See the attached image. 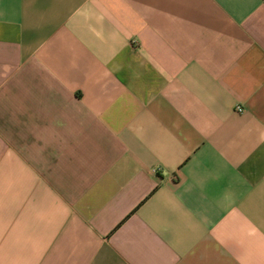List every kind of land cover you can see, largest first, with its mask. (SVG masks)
Here are the masks:
<instances>
[{
	"label": "crops",
	"instance_id": "crops-1",
	"mask_svg": "<svg viewBox=\"0 0 264 264\" xmlns=\"http://www.w3.org/2000/svg\"><path fill=\"white\" fill-rule=\"evenodd\" d=\"M0 264H264V0H0Z\"/></svg>",
	"mask_w": 264,
	"mask_h": 264
},
{
	"label": "built area",
	"instance_id": "built-area-1",
	"mask_svg": "<svg viewBox=\"0 0 264 264\" xmlns=\"http://www.w3.org/2000/svg\"><path fill=\"white\" fill-rule=\"evenodd\" d=\"M238 111H242L241 108H238Z\"/></svg>",
	"mask_w": 264,
	"mask_h": 264
}]
</instances>
